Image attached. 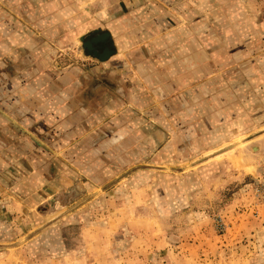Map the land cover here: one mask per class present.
<instances>
[{
	"label": "crops",
	"instance_id": "crops-1",
	"mask_svg": "<svg viewBox=\"0 0 264 264\" xmlns=\"http://www.w3.org/2000/svg\"><path fill=\"white\" fill-rule=\"evenodd\" d=\"M263 124L264 0H0V226L55 217L60 261L148 254L119 223L248 164Z\"/></svg>",
	"mask_w": 264,
	"mask_h": 264
},
{
	"label": "rangeland",
	"instance_id": "rangeland-1",
	"mask_svg": "<svg viewBox=\"0 0 264 264\" xmlns=\"http://www.w3.org/2000/svg\"><path fill=\"white\" fill-rule=\"evenodd\" d=\"M262 137L254 139L256 148L251 152L255 158H250L248 164L238 166L239 163L224 158L233 165L230 173L226 169L205 181L201 171L216 166L213 165L216 161L205 159L198 163L201 170H192L195 172L198 195L189 196L188 202H180L176 192L170 202L171 213L167 217L161 215L160 219H154L149 216L145 220L148 226L144 228L131 223V218L124 221L126 223H119L114 236L123 239L141 232L140 235L148 240L144 247H148L149 253L143 252L145 255L139 259L123 260L118 264H264ZM166 171L175 174L172 168H166ZM218 194L219 197L214 200ZM175 199L178 202H174ZM196 201L197 209L193 210L191 207ZM39 216L43 222L34 228L25 225L19 228L0 226V264H32L36 250L38 264H46V256L53 260V264H94V260H84L80 255L76 261H60L62 257L55 255L60 251L56 240L62 229L51 226L50 222L55 217L45 220L50 215ZM17 236L20 243L11 242ZM29 236L38 237L30 241ZM45 236H51L54 244H47L42 238ZM117 247L122 248L120 244ZM48 250L54 256L45 255ZM139 254L136 253L138 257ZM105 262L113 263L109 259Z\"/></svg>",
	"mask_w": 264,
	"mask_h": 264
}]
</instances>
